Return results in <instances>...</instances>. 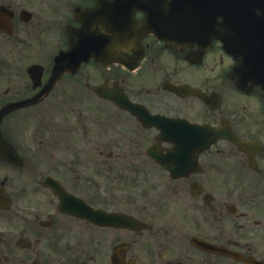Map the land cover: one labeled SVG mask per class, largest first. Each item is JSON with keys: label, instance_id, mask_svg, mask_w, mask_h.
I'll list each match as a JSON object with an SVG mask.
<instances>
[{"label": "flooded vegetation", "instance_id": "1", "mask_svg": "<svg viewBox=\"0 0 264 264\" xmlns=\"http://www.w3.org/2000/svg\"><path fill=\"white\" fill-rule=\"evenodd\" d=\"M97 5L98 0H0V18L6 15L0 29V107L40 96L0 124V264H254L249 261L264 259V109L228 82L218 42L196 64L187 60L196 57V44L178 50L150 33L143 36L146 50L137 68L91 57L45 87L56 55L69 48L68 29L84 19L81 9ZM135 15L144 18L140 10ZM65 65L73 67L75 59ZM167 80L219 92L223 100L212 109L196 94L166 89ZM94 84L118 85L152 113L213 124L227 120L237 136L262 143L255 155L259 168L223 138L201 153V169L173 176L147 152L154 145L172 146L157 140L160 129L143 125ZM61 195L83 197L94 208L134 215L149 225L91 222L63 211ZM192 238L229 253L202 250Z\"/></svg>", "mask_w": 264, "mask_h": 264}, {"label": "water", "instance_id": "2", "mask_svg": "<svg viewBox=\"0 0 264 264\" xmlns=\"http://www.w3.org/2000/svg\"><path fill=\"white\" fill-rule=\"evenodd\" d=\"M216 4L227 7L228 32L232 34L231 30H236V26H231L230 22H237V18L241 22L240 29H243L241 31L249 61V56H255V50L259 49L264 53V0H210L209 6Z\"/></svg>", "mask_w": 264, "mask_h": 264}]
</instances>
